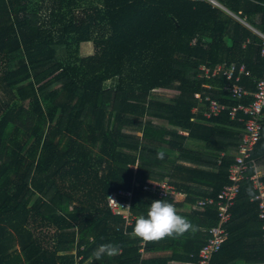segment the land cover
I'll return each instance as SVG.
<instances>
[{
    "label": "trees",
    "instance_id": "trees-1",
    "mask_svg": "<svg viewBox=\"0 0 264 264\" xmlns=\"http://www.w3.org/2000/svg\"><path fill=\"white\" fill-rule=\"evenodd\" d=\"M217 1L264 30V0ZM231 14L210 0H0V264L198 261L218 222L209 198L231 182L247 119L243 110L207 116L210 99L253 98L233 97L235 79L214 69L245 63L241 83L250 91L264 73L261 38ZM90 41L94 52L82 55ZM159 88L177 93L163 98ZM262 124L254 156L264 164V112ZM153 180L169 181L185 199L144 188ZM119 189L133 193L130 222L108 204ZM254 193L243 180L213 264L246 256L249 237L264 251ZM157 199L172 203L191 229L154 242L132 238ZM198 200L204 209L194 208ZM62 243L76 251L59 252ZM106 243L120 253L95 260Z\"/></svg>",
    "mask_w": 264,
    "mask_h": 264
},
{
    "label": "built area",
    "instance_id": "built-area-1",
    "mask_svg": "<svg viewBox=\"0 0 264 264\" xmlns=\"http://www.w3.org/2000/svg\"><path fill=\"white\" fill-rule=\"evenodd\" d=\"M212 3L221 5L217 0H210ZM224 9L230 13H234L224 6ZM242 23L250 27L255 34L261 38L260 53L264 56V30H261L255 26H252L245 18L239 14L234 13ZM224 67V73L230 79H235L233 84L229 85V90L235 98H242L244 95L250 94L253 96L252 101L249 104L240 103L238 105H228L221 103L217 99H210L209 110L206 111L207 116L218 114L224 109H229L232 118L236 117L239 110H243L247 115L245 127L242 130V141L238 147V153L235 155L234 161L229 167V179L230 183L224 185L221 191L218 193L217 200L209 198V202L216 203L218 212L217 224L209 228L210 236L206 243L202 246L199 252V259L196 262H184L183 264H213V256L217 252L223 242L229 235L227 228V222L231 217V208L235 204L237 196L240 192L241 184L243 180L249 178L252 182V186L255 189V193L252 196V200L256 201L258 206L259 218L263 221L264 230V180L260 174L259 165L254 157V149L259 142L262 134V121L264 112V73L262 77L257 81V86L254 91L247 89L242 83V75L249 74L245 63L237 64L235 62L230 63L228 66L225 64H219L214 69V73L218 72ZM207 75H209V68L205 67ZM196 96L200 97V93H196ZM209 99V97H207ZM146 189L156 190L159 197L169 196L176 192L175 187L167 180L162 181H149L144 185ZM131 190L119 189L109 194L108 204L114 213L122 214L125 216L124 211H130ZM111 197V198H109ZM206 201L198 200L194 205L195 209H204ZM130 217V216H129ZM128 219V218H126ZM129 221V220H127ZM264 238V232H263ZM82 256L76 258L75 264H84L81 261Z\"/></svg>",
    "mask_w": 264,
    "mask_h": 264
},
{
    "label": "clouds",
    "instance_id": "clouds-1",
    "mask_svg": "<svg viewBox=\"0 0 264 264\" xmlns=\"http://www.w3.org/2000/svg\"><path fill=\"white\" fill-rule=\"evenodd\" d=\"M157 157L163 159L164 153L158 152ZM111 198V197H109ZM112 199V198H111ZM191 223L177 214L172 203L164 199L153 200L147 210V215L139 216L131 233L132 238H139L145 242H154L166 237H178L191 229ZM120 253V248L112 243L99 245L93 252L95 260L104 256L113 257Z\"/></svg>",
    "mask_w": 264,
    "mask_h": 264
},
{
    "label": "crops",
    "instance_id": "crops-1",
    "mask_svg": "<svg viewBox=\"0 0 264 264\" xmlns=\"http://www.w3.org/2000/svg\"><path fill=\"white\" fill-rule=\"evenodd\" d=\"M199 145H201V144H199ZM233 152H234L233 154L236 155L238 153V148L233 150ZM256 161H257V164L259 165L260 174L264 178V164L258 162L257 158H256ZM185 197H186V193L176 191L171 195L170 199L173 201L180 202V201L184 200ZM254 240H256V238H254V237H249V238L244 240V242H247L244 244V246L246 247V252H245L246 256L238 254L237 252H234L235 255L231 253L227 257H224V264H264V251L262 249H260L259 247H257V245H255V246L252 245L253 244L252 242ZM249 245H252V246H249ZM58 249H59V252H61V253H68V252H75L76 251L75 245L68 244V243H62V244L58 245ZM241 252H242V254L244 253L242 251V249H241ZM86 261H83V263L85 264ZM177 264H179V263L177 262Z\"/></svg>",
    "mask_w": 264,
    "mask_h": 264
},
{
    "label": "rangeland",
    "instance_id": "rangeland-1",
    "mask_svg": "<svg viewBox=\"0 0 264 264\" xmlns=\"http://www.w3.org/2000/svg\"><path fill=\"white\" fill-rule=\"evenodd\" d=\"M76 7H77L76 8L77 9L76 11H81V10L83 11V6H82L81 3H79V5L76 6ZM222 8H224V6H222ZM231 15H233L234 17H236L237 19H239L237 16L234 15V13H232ZM60 52L64 53L63 51H60ZM93 52H94V44H93V42H91V41L90 42H83L81 44V53H82V55H88V54H91ZM155 92L159 96L168 99V98H171L174 94H176L177 93V90H175V89H167V88H159V89H156ZM0 95H2L1 90H0ZM198 146H200V145L198 144ZM124 214H125L124 217L125 218H128L127 220L130 221L131 218H132L131 212L124 211Z\"/></svg>",
    "mask_w": 264,
    "mask_h": 264
}]
</instances>
